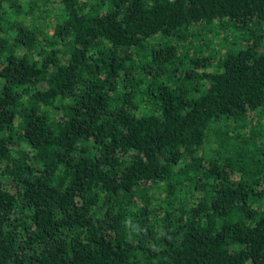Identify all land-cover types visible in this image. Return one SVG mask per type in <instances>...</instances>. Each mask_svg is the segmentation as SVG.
Returning a JSON list of instances; mask_svg holds the SVG:
<instances>
[{
  "label": "trees",
  "instance_id": "trees-1",
  "mask_svg": "<svg viewBox=\"0 0 264 264\" xmlns=\"http://www.w3.org/2000/svg\"><path fill=\"white\" fill-rule=\"evenodd\" d=\"M0 264H264V0H0Z\"/></svg>",
  "mask_w": 264,
  "mask_h": 264
}]
</instances>
